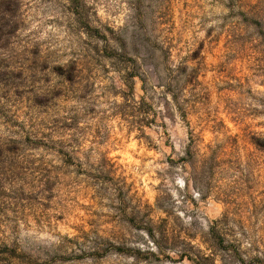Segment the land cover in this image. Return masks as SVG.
Segmentation results:
<instances>
[{
  "label": "rangeland",
  "instance_id": "obj_1",
  "mask_svg": "<svg viewBox=\"0 0 264 264\" xmlns=\"http://www.w3.org/2000/svg\"><path fill=\"white\" fill-rule=\"evenodd\" d=\"M81 3L12 5L0 143L19 149L0 162V245L67 257L48 264H264V0ZM163 232L175 247L157 251ZM96 235L130 249L93 255Z\"/></svg>",
  "mask_w": 264,
  "mask_h": 264
},
{
  "label": "trees",
  "instance_id": "obj_2",
  "mask_svg": "<svg viewBox=\"0 0 264 264\" xmlns=\"http://www.w3.org/2000/svg\"><path fill=\"white\" fill-rule=\"evenodd\" d=\"M71 2V7L73 8V12L76 14H79V7L82 6L81 0H69ZM15 2H18V0H0V48H3L5 46H7L9 40H10V36L13 35L15 33L16 30V25L15 22L13 21L14 19V14L15 11L13 10L12 5L15 4ZM10 23H12V25H10ZM146 35V31H144L143 33H140L138 31L137 34L133 35L134 39H141L143 40L144 38L142 36ZM114 39V38H113ZM141 40L133 42V45H135V51H139V45L141 44ZM114 41L119 42L120 43V48L123 51V53H127L126 47H125V41H121L119 38L114 39ZM163 54L165 55L168 51H162ZM135 58L134 60H132L134 63L137 61V59H145V56L137 53V55H134ZM151 56V54L149 55ZM125 60V59H124ZM129 60V59H128ZM134 68V71H128L129 66H125L124 69L126 71L125 73V77L127 78V80L133 78L135 76V66L132 65ZM186 66L182 67L180 72L183 73L186 70ZM60 69V70H59ZM58 69V73L63 76L65 79L72 81L73 78H75L76 76V72H77V64L76 63H72L68 66V68L63 69L61 67H59ZM137 70V69H136ZM156 71V70H154ZM142 80V90H143V94L140 96V99L138 101H135V105H136V110L139 114V116L141 117H146L148 116V112L150 109V106L153 105V99L152 97L149 95L147 88H146V82L147 79L146 77H140ZM158 78V76H157ZM172 78H169V81L166 83L165 88L166 90H168L170 88V81ZM157 85V84H156ZM166 90L163 91L164 95ZM173 103L175 104L177 110H179L182 114V116H185V112L183 111L182 106L180 105L177 97L175 94H173L172 97ZM169 102L166 100V104H168ZM166 104L164 105V108L166 106ZM147 118V117H146ZM142 120V119H141ZM141 126V125H140ZM24 139V138H23ZM25 140L28 141L30 143V145L32 147H48L47 143L45 141H43V138H38L36 135L32 134V137H30L29 133H26V137ZM19 149V142L16 139H8L6 142L4 143H0V157H5V159L0 160V162L4 163L6 161V154H11L16 152V150ZM57 153L59 154L61 160L63 161V163L66 164H71L73 161V154L69 153V151H66L63 148L57 149L56 150ZM108 161H110V159H108ZM108 165L112 166L113 163H108ZM1 173H5L3 171V169H0ZM44 186H45V190L46 191H50V178L47 177L45 179V181L43 182ZM149 232L151 234V229H149ZM84 233V231H83ZM166 232L162 233V238L165 239L163 243H160V241L158 240H154V244L156 245V249L157 251H161L163 248H168L171 249L173 247H175V242L176 239H172V241L169 243H167V239L168 236L164 235ZM97 241H91L89 246V249L91 250V254L93 255H98L101 253H108V252H115V253H120V252H128V250L130 248L125 246V243L123 241H121V239H118V237L115 236V238H109L103 235H96ZM149 254H153L152 251L147 250L146 251ZM37 254L33 253H28V252H24L22 250H18L16 245L13 246H8L6 244H1L0 245V264H48L49 261H51L53 259V257H59L61 258V260L64 261V259H66L67 257L65 255H63L64 253H60L57 250H54L52 252V255L47 252H36Z\"/></svg>",
  "mask_w": 264,
  "mask_h": 264
}]
</instances>
